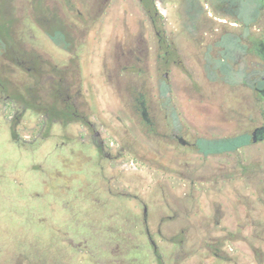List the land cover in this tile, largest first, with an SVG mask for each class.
<instances>
[{
  "label": "flooded vegetation",
  "instance_id": "1",
  "mask_svg": "<svg viewBox=\"0 0 264 264\" xmlns=\"http://www.w3.org/2000/svg\"><path fill=\"white\" fill-rule=\"evenodd\" d=\"M1 125L76 163L35 193L46 239L0 243V264H264V0H0ZM115 195L129 215L94 228Z\"/></svg>",
  "mask_w": 264,
  "mask_h": 264
},
{
  "label": "rangeland",
  "instance_id": "2",
  "mask_svg": "<svg viewBox=\"0 0 264 264\" xmlns=\"http://www.w3.org/2000/svg\"><path fill=\"white\" fill-rule=\"evenodd\" d=\"M105 31V30H104ZM108 31V30H107ZM107 37V36H106ZM195 75V72H192ZM195 83V82H193ZM182 87L181 85L177 84V88L175 89L176 95L178 99H181L182 97ZM100 91L103 92L105 95V89L103 87H100ZM220 96L223 94L220 90ZM112 102L115 100V98L111 99ZM223 109L221 108L219 111H228L231 107V104L228 103H220L219 106H223ZM239 108V107H238ZM241 111V108L240 110ZM116 133V132H114ZM119 140H121V136L115 135ZM54 141L52 140V143ZM50 141H43L41 144H35L33 146H25L20 147L18 146L11 138L9 128L5 125H1L0 127V182L5 181H14V178L18 181L16 184H10L7 183L4 187L0 184V243H10L12 247L15 246V243H25V241H32L35 242L36 239H40V241H44L47 237V233L43 231L44 229L42 227L36 226V212L38 208V204H41V207H45L47 202L51 203L53 202L54 197L49 193L46 195L42 200L38 198V196L35 194L37 192H40L42 190V179H45L47 176L52 177V174H48L46 171V167H51L54 165H61L62 162L60 161V157L63 156L66 158L65 162L66 165L62 168V166H59V172L61 174H66L67 172H70L71 174L73 171V168L71 167L72 164H75L76 162L73 158V152L69 150V147H62L60 149H55ZM259 150L251 151V160L254 161V155H258ZM94 167V163L89 162L87 163L81 172V176H83L84 180L91 181L92 182V175L90 173V169ZM162 172L166 173L170 171H173L172 175H179V171L175 170V168H162ZM65 172V173H64ZM167 174V173H166ZM54 175V174H53ZM56 175V174H55ZM58 176V175H56ZM76 176V175H75ZM74 176V177H75ZM76 179V178H75ZM258 182V181H255ZM10 184V185H8ZM22 184V185H20ZM75 184V182H73ZM257 185V184H256ZM258 186V185H257ZM91 197L92 200H97L100 197H98L97 193H94L91 188ZM177 195L175 194V197H181L182 194L186 192L185 187H182L175 191ZM75 190L72 191L71 196L69 198H60L59 202L60 205L64 203H68L70 206L73 205V208H75L76 212L81 213V215H76V222L79 223L78 226L83 227V225H88V221L83 217V208L87 207V201L79 198L75 194ZM155 196V195H154ZM104 199V198H103ZM105 200V199H104ZM161 204L164 202L170 203L167 199H156ZM42 201V203H39ZM44 202V203H43ZM95 203L97 201H94ZM93 202V205H94ZM105 202V203H104ZM107 202V203H106ZM120 202V203H119ZM172 202L174 200L172 199ZM104 203V215L105 217L102 219H96L97 221L93 222L92 225H94V228L97 229H103L108 225L112 224H118L121 222V217L123 216L126 218V214L129 215V213H123V215H119L115 212L114 208H117L119 204H125L126 201L122 197H117L116 195L114 197L108 196V198L103 201ZM53 204V203H52ZM109 204H116L109 206ZM50 205V204H48ZM48 205L45 207L44 211L47 212L48 215L47 218L49 220L58 218V215H52L51 208H48ZM57 205V203H55ZM92 207L94 208L95 205ZM252 207L254 208V204L252 203ZM109 208H113L112 213H114L115 218H117L118 222L113 219H109L108 213ZM120 212V209H118ZM63 212L61 207L58 208V213ZM56 214V213H55ZM118 216H117V215ZM93 218H96L93 216ZM120 220V221H119ZM30 223V225H29ZM115 227V226H113ZM93 229V227H92ZM104 235L103 232L97 230L92 232V240H99ZM115 237L116 232L112 229V232H107L106 237H102L104 239L111 240L110 243H115Z\"/></svg>",
  "mask_w": 264,
  "mask_h": 264
}]
</instances>
